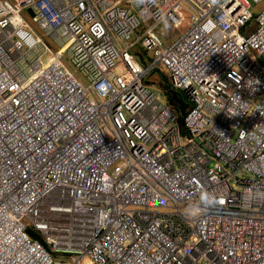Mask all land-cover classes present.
Listing matches in <instances>:
<instances>
[{"label":"built area","instance_id":"obj_1","mask_svg":"<svg viewBox=\"0 0 264 264\" xmlns=\"http://www.w3.org/2000/svg\"><path fill=\"white\" fill-rule=\"evenodd\" d=\"M261 1L0 0V264H264Z\"/></svg>","mask_w":264,"mask_h":264},{"label":"rangeland","instance_id":"obj_2","mask_svg":"<svg viewBox=\"0 0 264 264\" xmlns=\"http://www.w3.org/2000/svg\"><path fill=\"white\" fill-rule=\"evenodd\" d=\"M252 6H253V12L255 14H257V13L261 12L264 9V0L261 1L260 3H253ZM184 30H185V26H181L179 28H175V27H172L171 25H169V22L167 20H164L157 27V31L161 33L163 39L166 42H168V43L173 42L175 40V38H177ZM140 49H141L140 47H137V48L132 50V53L135 54ZM144 57L147 58V54ZM148 79L153 81V82H155V84H151V86L158 85V86H161L162 88L165 87L164 86L165 84L163 83L164 82V77L159 72H153L148 77ZM234 188L237 189L236 186ZM84 264H90L89 259H85L84 260Z\"/></svg>","mask_w":264,"mask_h":264},{"label":"water","instance_id":"obj_3","mask_svg":"<svg viewBox=\"0 0 264 264\" xmlns=\"http://www.w3.org/2000/svg\"><path fill=\"white\" fill-rule=\"evenodd\" d=\"M174 101L180 104L179 110L181 112V115L184 116L189 103L183 99L182 94L177 90H172V99L170 100V104H174ZM30 233L32 234V236L36 237V235L32 231Z\"/></svg>","mask_w":264,"mask_h":264},{"label":"trees","instance_id":"obj_4","mask_svg":"<svg viewBox=\"0 0 264 264\" xmlns=\"http://www.w3.org/2000/svg\"><path fill=\"white\" fill-rule=\"evenodd\" d=\"M160 71L163 73V76H164V78H166L167 79V81L166 82H163L165 85V91H166V94H167V97H168V100L170 101L171 99H172V85H171V83H170V80H169V76H168V74L166 73V71H164V70H161L160 69ZM183 98H184V100H187V96H186V94L185 93H183ZM174 106L176 107L177 105H176V103H174ZM182 119V118H181Z\"/></svg>","mask_w":264,"mask_h":264},{"label":"clouds","instance_id":"obj_5","mask_svg":"<svg viewBox=\"0 0 264 264\" xmlns=\"http://www.w3.org/2000/svg\"><path fill=\"white\" fill-rule=\"evenodd\" d=\"M160 69L161 70H164L165 71V69L162 67L161 68V66L157 69V72H159L162 76H163V73L160 71ZM167 73V72H166ZM168 74V73H167ZM164 77V76H163ZM167 81V79L166 78H164V82H166ZM172 90H175V89H172ZM177 91H179V90H177ZM180 92V91H179ZM181 94H182V96H183V93L184 92H180ZM187 96V95H186ZM168 98V97H167ZM184 99V98H183ZM186 102H188L189 103V105H188V107L186 108V113H187V110H188V108L191 106V103H190V101L188 100V98H187V100H185ZM168 102L170 103V101L168 100ZM174 103H176V107L174 106V104H171L172 106H174V108L176 109V110H178L179 111V113H180V119H181V121H183V117L186 115V113H185V115L184 116H182L181 115V112H180V110H179V107H180V104L179 103H177V102H175L174 101ZM31 232V231H30ZM34 233V232H33ZM31 234V233H30ZM35 234V233H34ZM32 235V234H31ZM36 235V234H35Z\"/></svg>","mask_w":264,"mask_h":264}]
</instances>
